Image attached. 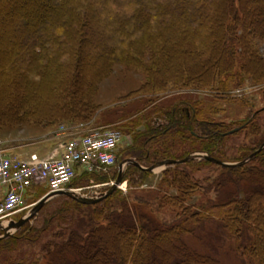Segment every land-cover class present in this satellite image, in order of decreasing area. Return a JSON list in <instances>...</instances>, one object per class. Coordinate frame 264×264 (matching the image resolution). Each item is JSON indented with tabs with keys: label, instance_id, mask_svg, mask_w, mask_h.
<instances>
[{
	"label": "trees",
	"instance_id": "obj_1",
	"mask_svg": "<svg viewBox=\"0 0 264 264\" xmlns=\"http://www.w3.org/2000/svg\"><path fill=\"white\" fill-rule=\"evenodd\" d=\"M116 66L143 74L140 90L152 96L209 88L218 99L229 100L231 89L246 78L254 86L264 84V0H0V131L25 123L48 128L90 121L98 108L93 102L98 85ZM211 100L181 99L139 117L145 120L143 129H133L130 144L121 148V159L134 158L141 167L126 166L122 178L130 189L125 195L115 189L96 204L52 198L15 233L0 238V264H37L38 257L45 264H71L76 253L67 250H81L91 238L99 242L102 264H165L175 244L181 251L178 264H221L213 254L183 243L190 235L185 225L201 222L212 223L235 242L247 264H264V149L243 165L220 166L215 183L195 176L197 168L214 165L209 161L168 166L158 184L165 193L157 194L162 205L185 215L178 222L152 220L147 205L130 199L131 188L152 176L142 168L157 161L203 152L234 163L260 147L264 107L232 124L219 118L221 111ZM151 115L158 125L148 123ZM229 138L246 140L232 144V161L225 155ZM117 174L114 166L78 170L68 188L107 183ZM212 190L216 196L208 204L187 205ZM45 193L39 186L28 196L38 199ZM51 204L55 207L42 224L33 225ZM53 224L62 231L53 232ZM48 231L53 239L39 247ZM25 246L38 250L32 263L28 259L34 252L29 256ZM106 253L112 259H104ZM87 259L81 264H93Z\"/></svg>",
	"mask_w": 264,
	"mask_h": 264
},
{
	"label": "rangeland",
	"instance_id": "obj_2",
	"mask_svg": "<svg viewBox=\"0 0 264 264\" xmlns=\"http://www.w3.org/2000/svg\"><path fill=\"white\" fill-rule=\"evenodd\" d=\"M144 82H145V76L143 74L130 72L123 67L116 66L113 68L112 72L105 79H103L98 85V89L95 93V96L93 97V102L96 106H98V108L90 121L73 123L70 125L58 124L56 126H52L48 128L42 126H34L33 124H28V123L22 125H11L9 128L5 127L2 131H0V149L5 150L4 154L7 156L13 155V157L21 158L25 156V153H28L29 151H33L34 148L36 147L39 146L43 147L44 145H46L47 148H51L54 147L59 141H64L65 139L71 138L72 136L77 134H86L93 129L95 130L102 128L105 129L119 128L123 135V139L117 147L118 151L116 150V152L118 153L116 160H118V162L116 161L114 168H116V170L118 171V166L123 160L121 158L124 156L122 149H124L130 144V141L132 139L133 129L134 130L143 129L142 126L143 123L141 121H145V120L143 118L138 119L142 115L144 116L148 115L149 113L155 112V110H159V109L165 110L171 107L172 105H174L176 101L181 99L189 100V101L191 100L203 101L206 99H212L211 101H213V103H217L216 106L214 105L215 108L214 107L213 108L219 112L221 111L219 118H221L222 120L228 123L231 122L232 124H239L242 122V120L246 118V116L250 111H256L257 109L264 107V99H263L264 84L259 86H254L250 84L251 82H249V79L247 78L244 81L243 85H241V87L239 88L236 87L231 89L232 97L230 96L231 99L229 100L226 97L222 99H218L219 98L217 97L218 95L213 93V91H210L209 88H204L199 92L191 91V90H178V91L168 90L160 93L157 92L152 96L151 94H147V92L145 91L143 92L142 89L140 90V87L144 84ZM237 89H239L240 91L239 92L236 91ZM234 91L236 92V96H233ZM135 120H139L136 126H134V123H130ZM149 122L153 126L159 124L158 118L153 117L152 115L151 118L150 117L148 118V123ZM129 125L130 128L125 127ZM61 126L64 127V130L61 131H65V134L63 135L60 133V135H57V132L59 133V127ZM239 139L240 140H234V138L227 139L226 141L227 147L226 149L225 148L224 149H225V155L228 160L231 161L235 160L234 158L236 152L233 151L232 144L234 145L235 143L242 141L241 138ZM242 142H246V140H243ZM7 150H12V151L10 152ZM116 152H115V156H116ZM127 158L134 160V158H129V157ZM192 160L200 161L204 159H192ZM150 166H148L147 168H149ZM220 166L222 165L214 163V165L212 166L208 165L204 167H199L195 172V176L199 177L200 179L208 178V180L213 182L215 178L218 177L220 172L222 171ZM167 167L168 166H166L162 170H157L155 172H152V176H149L146 181H144L138 186H133L131 188L132 195L130 196V199L134 200V198H136L138 202L147 205L149 210L151 211V214L147 213L148 217H151L152 220L158 221L159 223L164 221L166 223L178 222V220L183 219L185 217V215L179 217L176 214V210L170 208L165 204L162 205L161 199H158L159 197L157 194L158 191H160L161 193H165L164 189L163 190L159 189L158 184L161 179V175H162L161 173ZM113 182L114 180L109 181L107 183H98V184L89 183L90 185L87 186L74 185L71 186V189L79 191V193L84 197L87 196L88 198H95L98 195L105 193L110 188V185ZM221 188L223 187H220V189ZM117 189H119V191H121L122 194L125 195V193L130 188L127 185V181H123L122 178L121 184L118 186ZM167 193L174 194V191L169 190L167 191ZM133 194H136L137 197H135L136 195ZM215 196H216V191L212 190L209 191L208 193L206 192V195L204 197L203 196L193 197L192 202H188L187 205L193 206V204L196 202L199 204L200 203L208 204L210 201H212L215 198ZM41 197L35 199L33 197L30 196L28 197V195H26L24 201L26 204L33 202L35 203ZM139 197H141V199ZM54 207H55L54 204L45 207L40 213L41 218H37L34 221L33 225H36L37 227L40 226L42 224V217H45L47 214L51 213ZM144 208L146 212L149 211L146 207ZM87 213L89 215V212ZM26 214L27 213L25 214L23 213L22 216H25ZM19 218H21V216H17L14 219L18 220ZM202 223L203 222H201L202 226L198 225L196 227H193V224L185 225V227L190 231V235L188 234L184 238H182L183 243L187 249L194 250L195 252L202 254L204 253L209 255L213 254L215 260L219 261L221 264H247L245 258L240 256L235 246V242H231L230 240H227L226 235H224L221 232L223 234L222 235L219 229H217L215 225H213L212 223L210 222L205 223V225ZM61 229H62L61 227H57L56 224H53V230H52L53 232L59 233L62 231ZM15 232L16 231H14V233ZM51 239L53 238H51L50 232L48 231L47 234L46 233L42 234L41 239L38 241L39 243H37V245H39L40 247ZM215 241H218V244L219 243L220 244L217 245L216 243H214ZM83 246L84 248H81V250H74V249L67 250L68 254L69 253L72 254L73 251L76 253L74 254L75 259L71 264H81V261L84 260V257L89 258L87 259V262L92 261L90 263L93 264L103 263L102 257L100 255L102 253H100L101 250H100L99 242H97L93 238L86 239ZM175 246H176L175 249L171 250V256L169 257L172 260L170 261V259L167 258L169 260H167L165 264L179 263V262L177 263V259L179 256H181V251L176 244ZM25 248L29 249L28 250L29 256L34 252L28 259V261H30L32 258L31 261L32 263L37 257L36 252L38 250L33 251L32 249L26 246ZM38 258L39 259L37 260V264H45V261H43L42 258L40 257ZM103 258L112 259V256H110L109 253H106V257L104 256ZM33 263L36 264V262Z\"/></svg>",
	"mask_w": 264,
	"mask_h": 264
},
{
	"label": "built area",
	"instance_id": "obj_3",
	"mask_svg": "<svg viewBox=\"0 0 264 264\" xmlns=\"http://www.w3.org/2000/svg\"><path fill=\"white\" fill-rule=\"evenodd\" d=\"M61 130L63 126L57 135L65 134ZM122 139L117 129L102 128L67 138L45 156L33 153L19 158L7 156L0 149V187L4 190L0 198L1 235L10 222L17 221L15 217H23L35 205L36 202L25 203L27 192L42 186L46 189L44 195L64 191L79 193L68 188L76 171L92 173L115 166V152Z\"/></svg>",
	"mask_w": 264,
	"mask_h": 264
},
{
	"label": "water",
	"instance_id": "obj_4",
	"mask_svg": "<svg viewBox=\"0 0 264 264\" xmlns=\"http://www.w3.org/2000/svg\"><path fill=\"white\" fill-rule=\"evenodd\" d=\"M262 149H264V142L261 144V146L256 151H254L252 154L247 156L245 159H243L240 162L232 163V164L218 161V160L212 158L211 156H209L208 154L203 153V152H193V153L189 154L183 160H164V161H160V162H157V163L153 164L149 168H142V169L146 170L148 172H155L157 170H162L166 166L174 165V164H177V163H183V162H186V161H189V160H192V159H204V160L210 161L212 163L219 164V165H222V166H228V167L240 166V165H243L244 163H246L248 160L252 159ZM130 164L141 168L138 165V163H136V161H134L133 159H124V160H122L121 163L118 166L117 177L114 180V182L110 185V188L105 193H102V194L98 195L95 198L84 197L80 193L70 192V191L57 192V193H54V194H46V195L42 196L35 203V205L30 209V211L25 216L19 218L17 221L10 222L8 227L2 230L3 234L0 236V238H6V237L12 235L14 233V231H17L25 223L29 222L32 218H34L38 214L39 210L48 201H50L54 197L67 196V197H69V198H71V199H73V200H75V201H77L79 203H83V204H96V203L100 202L101 200L105 199L110 194H112L113 191L118 188V186L121 184V181H122V174L124 172V169L126 168L127 165H130Z\"/></svg>",
	"mask_w": 264,
	"mask_h": 264
},
{
	"label": "crops",
	"instance_id": "obj_5",
	"mask_svg": "<svg viewBox=\"0 0 264 264\" xmlns=\"http://www.w3.org/2000/svg\"><path fill=\"white\" fill-rule=\"evenodd\" d=\"M60 142H62V141L57 142V144H56L54 147H51V148H47L46 145H44L43 147H42V146L36 147V148H34L33 151H29L28 153H25V156H24V157H27L28 155L33 154V153H35V154H37V155H39V156H45V155H48L51 151H54V150L56 149L57 145H58ZM7 151H10V152H11L12 150H7ZM11 155H12V153H11ZM9 156H10V155H9ZM12 156H13V155H12ZM21 158H23V157H21ZM3 191H4L3 188L0 187V198H1L2 195H3ZM28 193H29V192H27L26 195H28ZM28 197H29V196H28Z\"/></svg>",
	"mask_w": 264,
	"mask_h": 264
}]
</instances>
